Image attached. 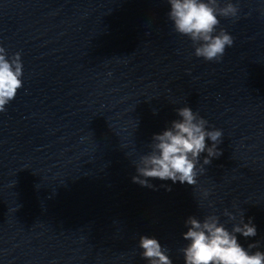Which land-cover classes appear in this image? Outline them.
Segmentation results:
<instances>
[{"label":"clouds","instance_id":"obj_1","mask_svg":"<svg viewBox=\"0 0 264 264\" xmlns=\"http://www.w3.org/2000/svg\"><path fill=\"white\" fill-rule=\"evenodd\" d=\"M168 3V18L177 33L191 39L195 56L219 62L226 47L232 46L233 37L223 29L216 33L220 23L218 17H236L238 7L231 2L220 6L219 0H168ZM22 69L20 54L15 53L8 58L6 49L0 46V112L6 110L5 106L22 87ZM176 111L180 119L172 121L171 126L161 134H155L151 151L142 155L135 164L137 175L132 177L134 183L151 188L154 186L149 181L159 179L195 185L201 154L207 153L203 165L210 164L212 158L222 154L217 147L222 142L221 130H208V122L189 107L177 108ZM206 139L212 141L210 147L206 145ZM199 171H204L203 166ZM225 215L236 219L227 210ZM185 225L187 231L182 236L189 241L181 249L185 264H264V252L250 251L258 248L259 242L249 244L248 250L238 243L237 233L245 238L256 235L255 225L251 220L245 223L243 215L231 231L215 215H208L202 221L189 216ZM139 248L149 264H172L156 238L140 236Z\"/></svg>","mask_w":264,"mask_h":264}]
</instances>
